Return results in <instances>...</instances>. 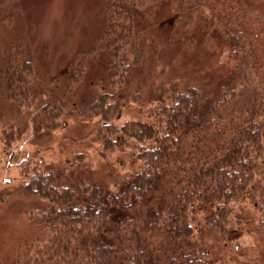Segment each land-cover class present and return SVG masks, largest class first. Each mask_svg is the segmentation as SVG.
Returning <instances> with one entry per match:
<instances>
[{"label":"trees","instance_id":"1","mask_svg":"<svg viewBox=\"0 0 264 264\" xmlns=\"http://www.w3.org/2000/svg\"><path fill=\"white\" fill-rule=\"evenodd\" d=\"M250 1L252 6L245 0H105L98 39L110 53V88L139 67L156 4H173L159 25H170L179 47L188 37L201 44V34L214 31L220 45L230 49L232 71L201 77L194 70L178 78L180 84L160 85L145 119L119 125L111 119L122 89L106 88L80 103L81 116L99 119L94 135L101 154L126 145L133 149L135 169L108 189L72 181L73 171L41 169L38 162L30 171L25 168L20 187L36 198L30 218L40 236L20 252L16 264H212L197 234L223 233L233 203L254 199L257 186L254 204L264 216V10L263 0ZM5 73L6 99L30 109L33 134L49 138L65 121V100L38 102L34 67L21 47L11 51ZM82 73L72 70L67 92ZM236 85L250 93L240 113L232 109ZM8 131L7 144L13 135Z\"/></svg>","mask_w":264,"mask_h":264},{"label":"rangeland","instance_id":"2","mask_svg":"<svg viewBox=\"0 0 264 264\" xmlns=\"http://www.w3.org/2000/svg\"><path fill=\"white\" fill-rule=\"evenodd\" d=\"M245 1L252 6L253 1ZM104 2L2 0L0 3V264H16L20 252L40 236L30 218L36 198L20 187L21 178L27 176L25 168L30 171L38 162L41 169L51 166L65 174L73 171L72 181L81 179L108 189L113 188L116 178L135 169L134 164L131 165L133 149L126 145L101 154L102 147L94 135L99 119L81 116L76 111L80 103L91 102L106 88L122 89L117 113L111 119L119 125L126 120L143 119L153 107L150 97L160 85L171 81L180 84L178 78L184 80L194 70H198L201 77L210 71H215L217 76L220 71L224 74L232 71L230 49L220 45L214 31L210 30L205 37L201 34V44L191 42L188 37L179 47L172 38L170 25L167 22L159 25L170 15L173 4H156L150 28L145 33L147 36L150 31L152 35L145 41L149 44L146 49L143 46L139 67L130 72L124 82L118 81L110 88L112 74L107 64L110 53L99 46L98 39L102 32ZM260 4L264 10V0ZM213 42V48H202L204 44L209 48ZM20 47L25 49L34 67L33 89L40 94L38 102L50 98L52 103L62 99L66 103L65 121L49 138L33 134L30 109L6 99L5 65L11 51ZM205 64L210 68L204 71ZM77 69L83 70L82 77L67 92L69 74ZM233 89L237 100H232L235 107L232 109L240 113L241 102L250 93L237 85ZM8 130L13 133L9 144L4 133ZM260 189L261 186H257L253 190L254 199L244 197L233 203L230 227L228 225L223 233L205 229L202 236L197 234L202 240L200 247L207 248L212 264H264V226L260 225L264 216L258 204H254L259 200Z\"/></svg>","mask_w":264,"mask_h":264}]
</instances>
